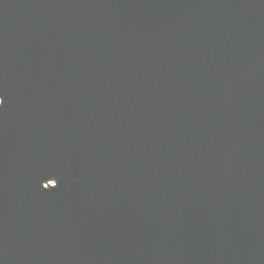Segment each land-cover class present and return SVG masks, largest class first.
I'll return each mask as SVG.
<instances>
[{
  "label": "water",
  "instance_id": "water-1",
  "mask_svg": "<svg viewBox=\"0 0 264 264\" xmlns=\"http://www.w3.org/2000/svg\"><path fill=\"white\" fill-rule=\"evenodd\" d=\"M64 1L0 0V264H264V0Z\"/></svg>",
  "mask_w": 264,
  "mask_h": 264
},
{
  "label": "bare ground",
  "instance_id": "bare-ground-1",
  "mask_svg": "<svg viewBox=\"0 0 264 264\" xmlns=\"http://www.w3.org/2000/svg\"><path fill=\"white\" fill-rule=\"evenodd\" d=\"M61 2H65L64 0H60ZM69 9H73V8H69ZM89 140V138H88ZM49 182H54L53 180L49 181Z\"/></svg>",
  "mask_w": 264,
  "mask_h": 264
},
{
  "label": "snow or ice",
  "instance_id": "snow-or-ice-1",
  "mask_svg": "<svg viewBox=\"0 0 264 264\" xmlns=\"http://www.w3.org/2000/svg\"><path fill=\"white\" fill-rule=\"evenodd\" d=\"M0 103H2V104H3V100H2V101H0Z\"/></svg>",
  "mask_w": 264,
  "mask_h": 264
}]
</instances>
